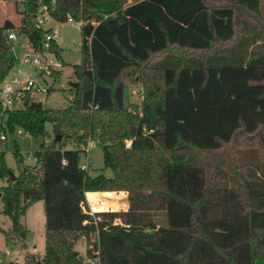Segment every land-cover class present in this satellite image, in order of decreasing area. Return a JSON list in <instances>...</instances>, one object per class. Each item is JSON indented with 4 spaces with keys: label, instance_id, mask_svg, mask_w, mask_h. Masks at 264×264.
Segmentation results:
<instances>
[{
    "label": "trees",
    "instance_id": "obj_1",
    "mask_svg": "<svg viewBox=\"0 0 264 264\" xmlns=\"http://www.w3.org/2000/svg\"><path fill=\"white\" fill-rule=\"evenodd\" d=\"M51 1L13 4L20 24L0 25V79L14 64L6 30L39 45L33 13ZM54 1L57 20L85 22L72 98L63 108L0 110L5 138L18 127L43 140L14 181L0 153V199L20 235L27 204L43 201L44 253L0 264H84L74 254L81 238L99 264H264V0ZM134 80L142 99L126 103ZM88 139L102 145L111 176L80 169ZM94 191H125L127 209L84 212ZM160 210L164 227L151 217Z\"/></svg>",
    "mask_w": 264,
    "mask_h": 264
},
{
    "label": "rangeland",
    "instance_id": "obj_2",
    "mask_svg": "<svg viewBox=\"0 0 264 264\" xmlns=\"http://www.w3.org/2000/svg\"><path fill=\"white\" fill-rule=\"evenodd\" d=\"M11 0H0V25L9 19L14 22L15 26H19L20 15L15 10L14 4ZM19 9L21 4L17 3ZM264 20V19H263ZM54 25V23H51ZM60 38L58 40L59 54L63 62V68L59 72L58 78L54 82V87L49 93H38L32 95V100H40L43 105L48 108H63L69 103L72 98L71 83L75 81L72 73V66L79 64L83 60L81 53V30L74 28L70 22H64L59 27ZM263 43H260L262 45ZM23 47H16V54L19 56L23 52ZM135 90L137 94L130 95L129 91ZM125 102L131 101L140 102L142 99V85L139 81L126 82L125 84ZM30 100V102L32 101ZM45 128L51 132V124L47 122ZM41 137L34 138L29 134L16 127L11 133H6L5 140H0V153L3 154L4 162L14 176L18 175L20 171L26 167L34 165L33 152L40 149ZM48 143L49 140L45 139ZM127 146V144H126ZM18 151L22 160L19 161L15 157L14 152ZM228 155V154H227ZM226 155V160L230 161V156ZM206 158L216 163L219 160V153H210L205 155ZM88 158L87 173L91 176L102 173L106 176H111L112 171L106 168L103 163L102 145L99 142H94L90 146L88 157L81 156V161L86 162ZM7 184L6 178H0V187ZM119 197L118 202H126V195ZM94 209V205H93ZM95 210V209H94ZM104 211V210H99ZM125 211L122 203L118 205L117 209L111 212ZM151 217L157 224V227H164L167 223V216L165 211H156L151 213ZM21 223L25 227L23 235L10 232V220L2 213V201L0 199V257L5 263L7 260H18L22 262L25 257L41 258L44 253V223L45 214L42 200H34L27 204L25 214L20 218ZM120 220V219H119ZM75 250L84 258L86 257V242L84 238L78 240L75 245ZM9 251L10 256L5 257L4 252Z\"/></svg>",
    "mask_w": 264,
    "mask_h": 264
},
{
    "label": "built area",
    "instance_id": "obj_3",
    "mask_svg": "<svg viewBox=\"0 0 264 264\" xmlns=\"http://www.w3.org/2000/svg\"><path fill=\"white\" fill-rule=\"evenodd\" d=\"M12 2L21 4L23 0H11ZM55 9V1L52 0L50 4L38 3L35 13H33V21L36 28L42 30V36L39 45H33L26 36L19 33L17 30H6V38L10 43V54L14 60V64L6 74V76L0 79V110L1 114L7 111L18 109L26 105L32 100L33 94L49 93L54 87V82L58 78L59 73L63 68V62L60 55L57 53L53 45L58 46V40L60 38L59 27L64 22H70L74 28L81 30L84 21H76L72 17L68 16L66 20H57L52 11ZM106 17V15H103ZM51 23H54L52 25ZM95 24V21H91ZM16 47H23V52L19 56L16 54ZM131 95L137 94L135 90L130 91ZM29 94V98L25 100V95ZM32 101L40 102V100L33 99ZM31 101V102H32ZM5 139V134L0 131V140ZM96 142L95 140L88 139L85 145L80 147L81 155L88 157L90 146ZM131 140H126L127 146L130 145ZM71 149H76L75 146H70ZM34 161L35 158L33 157ZM88 158L86 162L80 163L81 170H87ZM89 200L85 199V204L82 205L84 212L94 216L98 212H111L110 208H106L104 211H97L93 209V203L103 206L108 201L107 197L102 195H95L94 198ZM95 217V216H94ZM115 224H121V221L117 218L114 221ZM97 253V251H96ZM5 257L10 256L9 251L4 252ZM91 264H99L97 257L90 258ZM3 259L0 257V263Z\"/></svg>",
    "mask_w": 264,
    "mask_h": 264
},
{
    "label": "crops",
    "instance_id": "obj_4",
    "mask_svg": "<svg viewBox=\"0 0 264 264\" xmlns=\"http://www.w3.org/2000/svg\"><path fill=\"white\" fill-rule=\"evenodd\" d=\"M128 1H131V0H128ZM14 23V22H13ZM19 24H20V21H19ZM129 93H130V91H129ZM130 95H131V93H130ZM133 96V95H132ZM141 101V100H140ZM129 103H140L139 101L138 102H136V101H131V102H129ZM88 193H94L95 195H97V196H100V195H103L104 193H123L122 195H126V192L125 191H94V192H86L85 193V199L86 198H88ZM94 195V196H95ZM120 196V197H123V196ZM94 196H93V198H94ZM104 197H107V196H104ZM92 198V199H93ZM108 198V201L107 202H116L118 205H120L121 203H122V205H123V209L124 210H126L127 209V207H128V204H127V198H126V202H121V203H119L118 202V199L119 198H116V196H114V195H111V196H108L107 197ZM89 199V198H88ZM90 200V199H89Z\"/></svg>",
    "mask_w": 264,
    "mask_h": 264
},
{
    "label": "water",
    "instance_id": "obj_5",
    "mask_svg": "<svg viewBox=\"0 0 264 264\" xmlns=\"http://www.w3.org/2000/svg\"><path fill=\"white\" fill-rule=\"evenodd\" d=\"M29 98V94H26L25 95V100H27ZM60 139L59 136H57V140ZM10 174V178L12 181H14L16 179V176H14V174L12 172H9ZM0 197H1V193H0ZM78 252L75 251L74 254L76 255ZM84 264H91L89 261H85Z\"/></svg>",
    "mask_w": 264,
    "mask_h": 264
}]
</instances>
